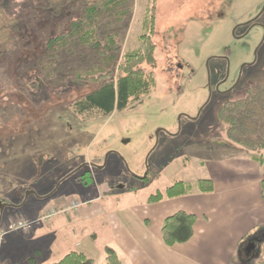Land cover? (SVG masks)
Listing matches in <instances>:
<instances>
[{
  "label": "rangeland",
  "instance_id": "obj_1",
  "mask_svg": "<svg viewBox=\"0 0 264 264\" xmlns=\"http://www.w3.org/2000/svg\"><path fill=\"white\" fill-rule=\"evenodd\" d=\"M147 3L132 0L124 9L127 14L106 15L99 22V40L115 34L122 43L118 64L127 50L138 47ZM28 21L20 51L0 60V157L5 160L0 164V203L11 206L3 229L7 235L49 224L42 221L26 233L13 230L20 220L33 222L41 215L22 218L12 207L20 198L35 196L36 188H28L25 180L35 182L40 174L39 181L49 183L47 170L60 166L59 173L67 167L66 158L73 164L98 150L120 151L130 163L123 159L122 165L111 155L106 171L114 168L115 180L125 173L145 178L150 172L152 182L140 193L145 199L180 180L206 179L200 167L206 150L225 145L243 150L229 142L218 113L224 103L244 99L250 88L264 82V0H157V65L143 66L155 72L157 86L126 110L92 120L77 115L71 104L94 86L69 78L101 65L100 53L79 40L49 51V40L65 23L49 13ZM107 162L108 153L96 171L91 169L96 179ZM157 163L163 165L159 178ZM22 164L33 168L20 171ZM256 238L264 242V233ZM104 256L100 251L90 257L108 264Z\"/></svg>",
  "mask_w": 264,
  "mask_h": 264
},
{
  "label": "crops",
  "instance_id": "obj_2",
  "mask_svg": "<svg viewBox=\"0 0 264 264\" xmlns=\"http://www.w3.org/2000/svg\"><path fill=\"white\" fill-rule=\"evenodd\" d=\"M227 147L206 150L200 159V167L207 173L205 178L214 183L213 192L195 190L155 204L148 203L151 195L145 199L140 195L152 182L150 172L149 180L131 176L133 180L126 173L122 180H115L111 178L117 174L113 173L114 168L106 171L111 155L122 165L123 159L130 163L131 159L120 151L98 150L83 160L81 156L73 159H78L73 164L66 158L67 167L59 173L60 166L49 168L46 176L42 173L46 178L49 175V183H41L40 174L35 175V182L25 180L28 188H36L35 196L20 198L12 208L17 216L29 218L64 208L76 200L88 204L68 216L53 218L48 225L38 226L28 234L4 236L0 241V264L55 263L72 251L84 253L91 261L90 256L101 251L106 260L107 247L117 251L122 264H231L246 239L264 233V164L260 165L246 150ZM107 153L108 162L105 168L100 167L103 174L96 179L91 169L96 171V165L103 162ZM60 158L64 156L60 154ZM3 163L4 156L0 157V164ZM111 165L114 166L113 161ZM21 167L20 171L33 168L32 164ZM156 168L159 178L162 163H157ZM75 174L81 178H71ZM7 207L0 232L11 216V212L6 214ZM180 212L196 216L194 236L188 243L167 247L162 238L164 223Z\"/></svg>",
  "mask_w": 264,
  "mask_h": 264
},
{
  "label": "trees",
  "instance_id": "obj_3",
  "mask_svg": "<svg viewBox=\"0 0 264 264\" xmlns=\"http://www.w3.org/2000/svg\"><path fill=\"white\" fill-rule=\"evenodd\" d=\"M15 1L4 0L0 5V60L12 57L20 51L24 34L30 25L28 19L37 20L46 13L65 23L64 29L49 40V51L64 48L69 43L79 40L85 43L88 49L100 53L101 65L90 70L78 71L69 78L74 84L94 86L91 92L78 97L71 104L77 115L86 120L109 117L114 112L126 110L140 101L157 86L155 72L143 67L148 65L155 68L157 65V46L154 42V35L157 32V0H148L138 47L127 50L120 64L118 58L123 46L119 38L115 34H110L99 40L97 27L106 15L127 14L124 9L132 0H22L20 4L13 5ZM218 117L229 142L252 153L258 163L263 165L264 82L250 88L244 99L224 103ZM71 178L81 177H76L75 174ZM149 179L148 176L146 180ZM195 190L211 193L214 191V183L208 179L199 180L194 185L177 181L165 190H158L151 195L148 203L155 204L164 199L187 196ZM195 223L196 216L184 212L167 218L162 229L164 244L173 247L191 241ZM250 239H246L240 245L231 264H264V242H258V247L250 255L245 254V247ZM106 261L108 264H122L117 251L111 247L106 248ZM43 264L94 263L84 253L72 251L58 262Z\"/></svg>",
  "mask_w": 264,
  "mask_h": 264
},
{
  "label": "built area",
  "instance_id": "obj_4",
  "mask_svg": "<svg viewBox=\"0 0 264 264\" xmlns=\"http://www.w3.org/2000/svg\"><path fill=\"white\" fill-rule=\"evenodd\" d=\"M86 204H88L87 201H83V200H79V201H74L72 203V205L66 206L64 208L61 209H50L49 211H47L44 215L40 216L38 219H35V221L33 222H29V221H25V220H20L17 225L16 228H14L13 230H18L21 232H29L32 230V228L37 225L38 223H49L54 217L56 216H68L70 214H72L73 212L78 211L79 209H81L83 206H85ZM9 232H2L0 233V236H5L7 235ZM3 236V237H4Z\"/></svg>",
  "mask_w": 264,
  "mask_h": 264
},
{
  "label": "water",
  "instance_id": "obj_5",
  "mask_svg": "<svg viewBox=\"0 0 264 264\" xmlns=\"http://www.w3.org/2000/svg\"><path fill=\"white\" fill-rule=\"evenodd\" d=\"M147 177V175L145 176V178ZM144 179V177H143ZM35 194V193H34ZM0 206H1V215H0V221L2 220V217H3V212L5 210V208L9 205H1L0 203ZM254 239H251L249 242H248V245L246 247V253L247 255H250L257 247H258V241H253Z\"/></svg>",
  "mask_w": 264,
  "mask_h": 264
},
{
  "label": "flooded vegetation",
  "instance_id": "obj_6",
  "mask_svg": "<svg viewBox=\"0 0 264 264\" xmlns=\"http://www.w3.org/2000/svg\"><path fill=\"white\" fill-rule=\"evenodd\" d=\"M253 241H258V238H255ZM259 242V241H258ZM247 247V246H246ZM246 247H245V254L247 255L246 253Z\"/></svg>",
  "mask_w": 264,
  "mask_h": 264
}]
</instances>
